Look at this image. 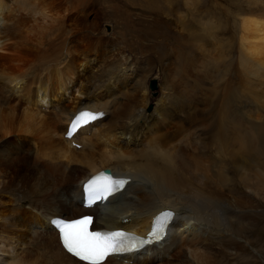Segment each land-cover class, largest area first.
Returning a JSON list of instances; mask_svg holds the SVG:
<instances>
[{"label":"bare ground","instance_id":"obj_1","mask_svg":"<svg viewBox=\"0 0 264 264\" xmlns=\"http://www.w3.org/2000/svg\"><path fill=\"white\" fill-rule=\"evenodd\" d=\"M60 1L0 0V264H85L62 249L58 233L49 222L51 217L72 219L94 214L93 225L96 228H125L145 235L153 217L166 208H172L175 215L167 237L160 244L123 257L108 256L100 264H224L218 259L223 255L231 259L230 264H253L254 254L253 257L251 253L249 255L245 244L250 246L252 241L263 240L264 224L257 228L252 214L245 211L252 209L256 201L249 195L251 192L258 195L260 203L264 202L263 123L258 126L252 123L253 111L247 115L251 121L233 113L230 123L239 136L241 159L235 155L238 149L232 150L225 164L217 158L209 163L207 160V175L199 172V179L183 174L174 163V150L172 152L171 149H178L179 141L190 139L191 127H194L202 109L201 102L196 98L189 99V105L183 107L179 99L166 93L150 113L145 111L156 84L155 79L147 84L146 78L140 75L132 82L135 92L129 91L125 71L131 70L132 65L126 63L128 56L121 52V44L124 47L128 44L127 48L132 53L142 51L138 43L140 39L127 32L126 28L135 27V18L132 20L126 13L117 17L119 24L125 27L116 36L119 37L118 42L110 48L109 44H102L100 37L94 40V30L98 26L95 15L91 22L85 23L78 13V18H71L75 27L67 30V35H71L69 41L64 37L63 44L59 40L62 47L50 46V52L47 49L42 51V43L46 42L43 38L48 31L53 27L63 31L62 25L71 20L68 6ZM95 1L81 0L86 3L84 7L92 9ZM106 2L108 0L103 3ZM13 12L19 15L31 13L32 22L29 21L32 17L27 15L30 17H25L27 22L17 18L10 25L11 29L8 28ZM178 21L181 30H187L186 18L179 17ZM205 29L206 34L212 37L210 44L215 43L216 46L205 48L207 52L203 53L215 59L213 62L218 65L225 54L223 43L215 34L216 29L214 33L206 26ZM237 30L232 39L238 46V57L243 67L242 86L238 84L244 86L246 95L264 98V16H242ZM57 37L53 36L55 40ZM64 48L66 55L62 56ZM97 58H104L103 64L107 63L104 68L112 67V70L102 69V75L93 78L89 73L90 82H87V77L83 83L79 77L81 71L88 69L94 60L97 62ZM123 65L124 68L117 73V67ZM250 66V70H245ZM133 71L137 73L140 70L133 66L130 74ZM114 83L123 87L119 91L124 96L123 110L113 109L111 102L117 99ZM58 89L59 95L64 91L68 104L63 106V100L55 99L53 92ZM68 90L71 96H67ZM16 99L27 101L28 107L36 110L19 107ZM83 108L103 110L105 115L80 127L71 139L65 138L66 122ZM255 119L258 120L259 116ZM235 120L241 124L236 125ZM226 133L224 135H228ZM30 139L34 148L27 146ZM223 139L218 137L217 140ZM73 141L80 142V150L72 144ZM193 142L187 141V148L178 153L190 154L189 167L199 168L204 163L196 151L198 142L196 145ZM224 143L217 145L219 156L224 153ZM33 149H37L34 156L31 153ZM105 168L129 176L131 180L104 204L83 208L81 183ZM209 171L212 172L210 175ZM223 186L230 200L222 198L223 190L220 189ZM232 190H238L237 198H230ZM256 230L258 235L247 240L246 235L252 236ZM242 239L245 244L240 241Z\"/></svg>","mask_w":264,"mask_h":264},{"label":"rangeland","instance_id":"obj_2","mask_svg":"<svg viewBox=\"0 0 264 264\" xmlns=\"http://www.w3.org/2000/svg\"><path fill=\"white\" fill-rule=\"evenodd\" d=\"M76 1L61 0L60 2L64 6H68L70 10L69 14L71 13L70 19L78 18L77 14L79 13L81 18L84 19L81 20L86 21L85 23H89L91 22V20L94 19V15H95L94 20L98 23V26L97 29L94 30V40L96 39V37H100V39H102V44L103 45L109 44V48L111 46H114L118 42L119 37L116 36L118 35L120 29H122V27H125V25L119 24L120 21L117 17H121L122 13L123 14L126 13L128 15H131L132 20H134L133 18H135L134 20L135 27L132 28L130 27L126 29L130 35H134V37H137L136 39H140L138 43L142 52L139 51V54H137L138 52H134V51L133 53L130 52V50L127 48L128 44H126L127 46L125 45L126 47L122 46L121 44L122 47L121 52L124 54V56L125 55L128 56L126 58L127 59L126 63L128 64L131 63L132 67L136 66L140 71L141 69H145L147 71V68L150 70L147 72L141 71V73L139 71L137 72L138 74L135 73L136 71L135 72L133 71V73L130 74L132 70L131 67V70L125 71L126 72L125 75L128 77V78L126 77L125 80L127 82V86L130 85L129 86L130 92L133 91L135 92L134 85L132 82L137 80L138 77L140 78V75H143V77L146 78L144 79L147 84L149 83V85L151 84L150 82L152 80L154 81L155 79L156 86L154 89L151 90V94L149 96L150 99L147 105L145 106V111L150 113L153 110L154 106H156V104L158 103L161 96L165 95L166 93L168 94L170 93V95L173 98H176L177 100L179 99L180 100L179 102H182L183 107H187L189 105L187 103L189 99L193 100L196 98L201 102L200 104L202 106H200V108L202 109L197 116V118L200 120L197 119V122L195 123L197 126L194 124V127H191L190 130L191 137L189 140L192 142L195 141L196 144L198 142V145H196L195 142L193 143L196 145V147H198L196 148V151L201 155L200 157H202L201 160L203 161L204 164L202 167L200 166L199 168L189 167V164H191L189 163L190 161H188L190 154L184 156L178 153L181 150H185L184 148H187L186 142L189 140H183V141L181 140V142L179 141L178 144L176 145L178 149H175L174 147L173 149H171V151L173 152L174 150V153H172L174 157V163L175 162L177 163L175 164L179 167V170L183 174L190 176L192 178L199 179L197 178L199 172L202 173V175L203 173L207 175L205 173L207 160L209 163L210 160L215 161V159L217 158L222 163L225 164V160H227L228 157L231 156L232 152L236 151L237 149L238 151L236 152L235 155L238 156L239 159H241L240 157H242L243 153L241 152L240 146H238L239 136L237 137L238 134L234 131V128H231L232 125V123H230L231 117L233 113L234 114L237 113L238 115H243V117L248 119L247 117L250 116L247 115H250L251 112L253 111L254 114L251 116L252 117L251 120H253L252 123L255 126H258L263 123L262 125L264 126V120H263L264 98L261 97L254 98L249 94L246 95V92H244L245 91L244 86L241 87L242 86L241 77L243 78L242 76L243 72L241 70L243 69V67L240 63V58L238 57L240 56L238 46L236 42H234V39H232L233 38L232 35L239 28L240 19L242 16L249 14L250 15L255 14L256 16H262V15L264 16V0H108V2L106 3H103L105 0H96L93 5V9L84 7V5L86 6V3L81 2V0H76ZM79 3L81 4L78 6ZM73 4L77 8L75 7L72 8V6H74ZM89 11L91 12L87 15ZM13 13L9 17L8 28L11 27L10 25L14 24L13 21H15L17 18H19L18 20L20 21L23 19L25 20V22H27L26 21L27 19H25V17L26 18L32 17L31 13L29 15L26 12H23L20 15L17 12H13ZM27 15L30 17H28ZM179 17L181 19H183V17L186 18L188 24L186 26L187 30H183V31L181 30L182 27L178 25ZM31 19H33V17L30 18L29 20L32 22ZM68 22L70 24H67ZM142 22H144V24H142ZM67 23L62 25L63 31L62 28L61 30H56V28L54 27L52 29H50L51 27L49 28L50 30L48 31V35L50 37H48L47 35L43 38L44 40L46 39L45 40L46 42L44 41L45 43H42L41 46L42 51L44 49H47L46 51L50 52L49 50L50 46L53 48L55 47L58 48L63 44L62 38L64 37L66 38L67 42L69 41L71 35H67L68 34L67 30H69L71 27L72 28L75 27V24L74 26L72 25L73 23L72 19L68 20ZM27 25H29V23ZM27 25L24 24V26ZM136 26H139V28H136ZM205 26L207 28H210L212 33H214L216 29L215 34L217 33L216 34L217 37L221 38V42L223 43V48L225 49L224 50L225 54L223 56L224 61L222 60L218 65H216L217 63L213 62L215 59L214 60L210 59L208 55H205L203 53V52H207L205 48L216 46L215 43L210 44V42H212L213 40L212 37H209L206 34L207 31L205 29ZM188 31L192 32L193 35L192 36L189 35ZM58 33L59 36L57 37ZM76 33H80V31ZM237 33H239L238 30ZM195 35H196V40H194ZM53 36L54 38L57 37L58 40L57 39L55 40ZM47 38H50L51 40ZM59 40L62 42V44ZM58 42H60V45H57L59 44ZM44 46L47 47L45 48ZM64 52H65V48L62 49V56L66 55V53ZM104 58H97V62L96 60H94V62L90 65L88 69L81 71L82 73H80L79 77L80 80L83 81V83L86 82L87 77L89 78L90 75L89 73H92V78H93L95 76L102 75L101 74L102 69L112 70V67H110L109 69L104 68L107 65V63L103 64V62L105 61ZM109 60H111V58ZM107 62L109 63L110 61ZM246 66L249 65L246 64ZM117 68H118L117 69V73H118L121 71V68H124V65L123 67L119 66ZM250 69L251 66L249 68L248 67L245 68V70L247 71ZM115 72L113 73V76L116 74ZM262 74L264 77V72H262ZM238 78L240 79L239 82H238ZM90 80L91 78H89L87 82L89 83ZM110 80L113 79L111 78ZM238 83L241 86H239ZM122 88H123L122 86H117L114 83V90L117 99L111 103L114 104L113 109L115 111L117 110L119 111L121 110V108L123 110V106L121 105V103L124 102V96L123 94H120L121 92H119L121 91ZM59 91L60 89L54 91L53 95L55 96L56 100H63L64 101L63 106H64L65 104H68V101H65L64 91L61 95H59L58 93ZM67 92H68L67 96H71L70 90H68ZM74 94L76 95L77 93L74 92ZM247 96H250L251 98ZM250 99L253 101L255 99V101H258L259 103L258 102L256 103L255 101L253 102ZM249 101H251V103ZM17 102H19V100ZM26 102L27 101L19 102L18 106L19 107L30 106ZM261 103L263 104V106H261L262 105ZM248 108L250 109L248 110ZM30 109L36 110L34 108H30ZM213 111L215 113H213ZM55 112H57L56 109ZM47 113H49V111H47ZM255 116L257 117V119L259 116V119L256 120ZM261 118L263 121L261 120ZM58 124L62 125L60 122H58ZM235 124L239 125L241 124V122L239 123L238 121L235 120ZM241 128L244 130V126ZM225 133L228 135H224ZM232 133L233 135L231 136ZM234 133L236 135H234ZM218 137H220L221 139L225 137L223 140L220 141L222 143L225 142L224 143L225 146L223 148L224 153H222L220 156L216 153L217 145L218 143H220L217 140ZM230 138L231 140L232 138L234 140L230 141ZM27 146L34 148L33 141L31 139L27 140ZM233 147L234 149H231ZM189 148L192 149L193 144L192 147ZM77 149L80 150V148ZM34 151H37V149H33V151L31 152L33 153V156L35 155ZM237 154H239L240 156ZM49 158H47L49 161L53 160L52 158H50L51 160ZM210 171H212V169H210ZM210 171L207 172L209 175L210 173H212ZM230 172L231 174L233 172L231 168H230ZM209 185L212 186L211 184ZM220 190H223L222 198L224 200L225 199L230 200L229 198H227L228 193L226 188H224L223 186ZM240 191H242V188L240 189ZM237 192L238 190L236 191L232 190L231 193L229 194L230 198L231 199L237 198L238 197ZM249 195L252 198H256V201L253 200L255 201L254 207L250 210H246L245 213L252 214L253 221L256 222L257 224L256 227L258 228L264 224V207H263L264 202L260 203L258 201L259 197L257 199L258 195L254 193L252 194V192ZM253 195L256 197H253ZM167 205L174 207L171 204H167ZM236 214H238V211H236ZM256 231L257 232L253 233L252 236L245 234L247 236L246 237L247 240L249 238L253 240L254 235L256 236L258 235V230ZM261 235L263 240L258 242L252 241L251 242L252 244L250 246H247V244H245L246 242H243V239L240 240L242 241V243L245 244L246 248L248 247L247 252L249 253V255L251 253L250 256L253 257L254 254V257L252 258L253 264H264V232H262ZM225 257L226 256L223 255L222 258H218V259L223 261L222 263L224 264H228V263L230 264L231 259H229V257H227L226 259Z\"/></svg>","mask_w":264,"mask_h":264},{"label":"snow or ice","instance_id":"obj_3","mask_svg":"<svg viewBox=\"0 0 264 264\" xmlns=\"http://www.w3.org/2000/svg\"><path fill=\"white\" fill-rule=\"evenodd\" d=\"M84 117L95 119L94 114L86 111L81 112L76 116L72 127L75 128ZM86 122L87 120H85ZM126 183L127 181L124 179H113L110 176L94 177L86 185L89 200L91 202L106 199L120 191ZM173 216L171 211L159 213L155 217L154 227L148 238L135 237L123 231L90 232L87 226L92 218L85 216L80 220L73 221L67 227H61L63 244L68 252L81 260L89 261L90 264H98L110 254L138 251L145 245L162 242L166 238L167 228Z\"/></svg>","mask_w":264,"mask_h":264}]
</instances>
